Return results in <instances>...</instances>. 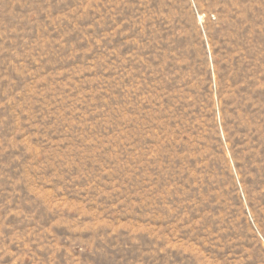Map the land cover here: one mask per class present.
Returning a JSON list of instances; mask_svg holds the SVG:
<instances>
[{"label": "rangeland", "instance_id": "obj_1", "mask_svg": "<svg viewBox=\"0 0 264 264\" xmlns=\"http://www.w3.org/2000/svg\"><path fill=\"white\" fill-rule=\"evenodd\" d=\"M0 264H264V0H0Z\"/></svg>", "mask_w": 264, "mask_h": 264}]
</instances>
